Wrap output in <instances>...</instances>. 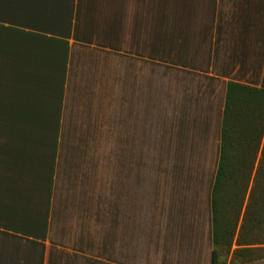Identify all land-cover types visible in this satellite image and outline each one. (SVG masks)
<instances>
[{
    "label": "crops",
    "instance_id": "1",
    "mask_svg": "<svg viewBox=\"0 0 264 264\" xmlns=\"http://www.w3.org/2000/svg\"><path fill=\"white\" fill-rule=\"evenodd\" d=\"M263 81L264 0H0V115L41 135L0 143V264H213L227 86Z\"/></svg>",
    "mask_w": 264,
    "mask_h": 264
},
{
    "label": "trees",
    "instance_id": "2",
    "mask_svg": "<svg viewBox=\"0 0 264 264\" xmlns=\"http://www.w3.org/2000/svg\"><path fill=\"white\" fill-rule=\"evenodd\" d=\"M262 109L260 119L255 114L256 108ZM259 123V128L256 125ZM255 133L252 142L244 143L246 134ZM264 135V81L261 87L250 86L238 82H229L225 115L223 121L221 158L219 162L217 178L213 189V213L215 245L221 241L220 218L222 204L225 197L231 204L239 201L242 204L247 186L241 189L238 185L239 176L243 173L247 184L252 179L254 164L260 151L261 140ZM238 149L237 152H234ZM264 181V144L261 150V158L254 176V185L251 190V201L256 206V191ZM235 199V200H234ZM264 202V197H263ZM264 225V217L260 215V209L253 208L252 203L246 205L242 219L240 232L237 239L238 247L234 253L243 262H264V247L258 244L264 243V235L258 234ZM259 229V230H258ZM213 264H220L216 248L214 249Z\"/></svg>",
    "mask_w": 264,
    "mask_h": 264
},
{
    "label": "rangeland",
    "instance_id": "3",
    "mask_svg": "<svg viewBox=\"0 0 264 264\" xmlns=\"http://www.w3.org/2000/svg\"><path fill=\"white\" fill-rule=\"evenodd\" d=\"M11 88V94L19 93V90L12 83L8 85ZM13 87L15 89L13 90ZM22 88V85H21ZM30 91L27 90L26 95H29ZM32 99H26L25 101V110L21 109L20 111L15 109H11L10 114L6 116L0 115V143H36L35 140L40 142L41 135L37 131H34L33 119L34 115L32 114L33 109H28L33 106ZM12 108V107H11ZM262 109L259 107L255 109V114L260 119L262 115ZM6 124V125H5ZM259 128V123L256 125V129ZM42 141L48 139V133H41ZM255 133L252 134L248 132L246 134V140L244 143L252 142ZM264 144V135L261 140L260 151L257 154V158L254 164V170L252 174V179L249 184L244 178L243 173L237 174L239 176L238 185L241 189L247 186V191L245 192V197L242 204H239V201L236 203L233 202L231 204L228 202V199L225 197L224 202L222 204V213L220 218V231H221V241L215 245L217 257L220 264H264L263 261H255V262H243L235 253L234 250L238 247L237 239L240 232L242 219L246 210V205L250 202L252 203L253 208H257L258 211L260 209V215L264 217V181L261 186L258 187L256 191V199H258V204H255L251 201V190L254 185V176L256 174L257 166L259 165V161L261 158V150ZM238 149H235L234 152H237ZM235 200V199H234ZM259 230V229H258ZM258 234L264 235V225L262 229L258 231ZM259 247H264V243L258 244Z\"/></svg>",
    "mask_w": 264,
    "mask_h": 264
}]
</instances>
